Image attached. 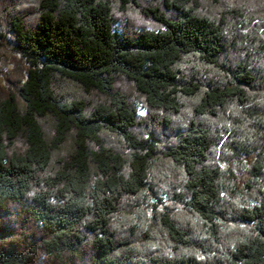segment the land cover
Masks as SVG:
<instances>
[{
    "label": "trees",
    "instance_id": "1",
    "mask_svg": "<svg viewBox=\"0 0 264 264\" xmlns=\"http://www.w3.org/2000/svg\"><path fill=\"white\" fill-rule=\"evenodd\" d=\"M232 1L213 14L206 3L221 0H36L14 15L29 67L0 93V264H264V47L258 26L244 31L256 8ZM192 99V119L176 124ZM229 121L230 160L260 151L253 206L222 196L234 177L213 155ZM156 158L181 171L207 244L168 213L166 245L119 238L115 218L153 191ZM231 221L248 230L225 243Z\"/></svg>",
    "mask_w": 264,
    "mask_h": 264
},
{
    "label": "rangeland",
    "instance_id": "2",
    "mask_svg": "<svg viewBox=\"0 0 264 264\" xmlns=\"http://www.w3.org/2000/svg\"><path fill=\"white\" fill-rule=\"evenodd\" d=\"M140 1L153 3V0ZM35 2L36 0H0V93L2 95L9 91L10 86L15 88L14 83L17 79L25 76L29 67L11 43L9 24L15 14L30 16L29 14L32 13ZM209 2L211 3V0ZM245 3L255 7L259 16L244 31L254 35L252 29H255L254 26H258V35H260L264 47V0H245ZM235 4L232 0H221L217 7L210 5L208 2L206 6L209 13L216 14L222 9L233 8ZM246 22L244 23L246 24ZM260 59L264 61V55ZM187 66L183 67L190 68L192 64ZM195 101V99L186 101V110L181 117L175 120L176 124L187 123L192 119L191 106ZM240 109L232 108L228 113V117L231 116V113H234V116L237 117ZM138 111L140 117H144L147 113L140 104ZM208 123L212 126L215 125L213 120H209ZM247 124L248 122H245V128H251ZM226 125L228 128L227 134L223 136L222 143L216 148L215 155H213V163L217 164L222 172L228 174L231 171L234 177V179L229 178L231 181L225 179L227 185L225 189L227 191L223 189L222 196L233 204L244 202L253 206L256 202L253 198L247 196V184L249 183L250 186L254 187V190L257 189L250 180L252 179V167L260 151L243 155L241 159L233 158L230 160L229 151L224 152L222 145L228 136L233 135L234 129L230 121ZM160 138V146L165 145L167 139L165 137ZM169 138L171 137L169 136ZM109 141L118 147L123 146L120 139L116 140L109 137ZM150 185L153 187V191L146 190L137 197L127 199L120 214L115 218L114 229L118 232L119 238H128L132 245H145L150 248L152 245H166V237L160 228V215L168 213L175 217L181 225L191 224L196 233L195 238L197 237L198 240L207 244L208 229L203 226L202 222L192 217L186 208L187 198L181 171H176L169 161L156 158L151 165ZM247 230L248 228L245 225L231 221L227 226L222 227L224 242L228 243L232 238L238 239V236Z\"/></svg>",
    "mask_w": 264,
    "mask_h": 264
}]
</instances>
